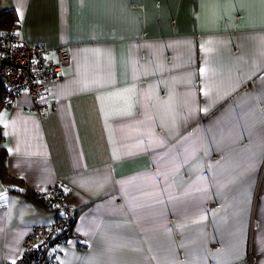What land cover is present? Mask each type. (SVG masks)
Here are the masks:
<instances>
[{
	"label": "crops",
	"instance_id": "0c3cea01",
	"mask_svg": "<svg viewBox=\"0 0 264 264\" xmlns=\"http://www.w3.org/2000/svg\"><path fill=\"white\" fill-rule=\"evenodd\" d=\"M1 28L70 60L0 105V264L75 213L55 264H264V0H0ZM11 31V32H10ZM203 70V71H202ZM20 183H16L15 181Z\"/></svg>",
	"mask_w": 264,
	"mask_h": 264
},
{
	"label": "built area",
	"instance_id": "2783aa9c",
	"mask_svg": "<svg viewBox=\"0 0 264 264\" xmlns=\"http://www.w3.org/2000/svg\"><path fill=\"white\" fill-rule=\"evenodd\" d=\"M69 60L67 47H57L56 59L51 60L44 45L29 43L14 33L0 34V83L5 89L2 106L10 108L19 94L27 93L33 102L27 110L45 119L56 104L48 99L43 102L40 97L48 94L50 87L60 79L62 67ZM67 188V182L56 179L47 192L38 195L39 202L54 211L56 217L50 224L35 225L29 230L12 264H55L53 247L70 235L75 218L65 201Z\"/></svg>",
	"mask_w": 264,
	"mask_h": 264
},
{
	"label": "trees",
	"instance_id": "16d2710c",
	"mask_svg": "<svg viewBox=\"0 0 264 264\" xmlns=\"http://www.w3.org/2000/svg\"><path fill=\"white\" fill-rule=\"evenodd\" d=\"M14 26V14L11 11H4L0 13V27L1 28H6V29H11ZM11 32V31H10ZM5 96V89L0 83V105L3 103V98ZM1 137V135H0ZM4 150L3 147L0 146V177L2 178L3 181H9V180H14V177L10 176L9 173L5 170L4 166ZM16 183H20L18 180L15 181ZM24 195L34 197L37 200H39L38 196L31 194L30 191L27 189L23 190Z\"/></svg>",
	"mask_w": 264,
	"mask_h": 264
},
{
	"label": "snow or ice",
	"instance_id": "6c2138e0",
	"mask_svg": "<svg viewBox=\"0 0 264 264\" xmlns=\"http://www.w3.org/2000/svg\"><path fill=\"white\" fill-rule=\"evenodd\" d=\"M203 71V70H202Z\"/></svg>",
	"mask_w": 264,
	"mask_h": 264
}]
</instances>
